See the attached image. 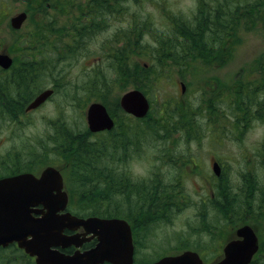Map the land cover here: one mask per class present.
Here are the masks:
<instances>
[{
  "label": "rangeland",
  "instance_id": "obj_1",
  "mask_svg": "<svg viewBox=\"0 0 264 264\" xmlns=\"http://www.w3.org/2000/svg\"><path fill=\"white\" fill-rule=\"evenodd\" d=\"M26 1L28 0H0V15H2L0 51H6L19 62L24 60V55L20 53H25L26 50H16L11 53L8 48L12 43L20 45L17 41L21 40L17 38L24 37L27 32H30L32 24L30 25L28 18L19 30L20 34H14L9 25V19L15 13L25 10ZM52 1L57 6L53 8L56 11L54 17L61 23L65 19L60 11L64 13L65 11L77 12L79 10L81 12L85 8L81 7L79 3L86 0ZM243 1L251 4L254 0H144L143 3L136 2L137 4L131 2V6L129 0L128 9L114 10V16L110 15V11L100 10L103 13L99 16H104L106 13L107 21L105 22L111 21L112 24L107 28L104 25V30L99 31L94 37L95 39L88 40V46L84 47L78 56L66 58V56H60L57 53V56H60L57 57L50 51V48L45 50V58L51 60V63L57 64V71L63 67L67 68L72 82H81L82 80L84 86H87L88 81H113L116 83L113 80L114 72L110 58L102 55L103 51L100 45L111 38L115 30L118 29V32L122 34L127 29L129 22L132 60L137 61L140 65L143 62L150 65L146 79L147 98L150 103H153L156 112L161 107L164 111L169 110L171 115L168 119L174 120L172 123H178L175 127L167 120V117L163 120V129H178L179 131L164 133L165 130H163L164 135L160 141L158 140V145H161L159 147L152 129L151 118L156 113L151 114L148 118L145 149L139 152L132 151L130 155L128 168L134 178L132 182L138 183L140 181L138 178H145L144 185L157 186V182L162 178V183L169 186V192L174 194L179 192V195L180 192L182 193L181 199L178 196V199L175 198L177 205L170 209L169 215L164 212L157 218L146 220V241L144 246L138 250V256L151 258L164 253L176 254L184 249H196L206 252L205 255L211 257L214 256V252L220 251L226 238L232 234L234 226L228 224L223 206L218 199L211 200L212 189H208L204 178L211 173L213 159H221L225 167V175L234 186L231 191L233 195L239 181L238 173L241 170L239 158L242 156V151L246 149L247 156L253 155L258 143L264 139V105H259V110L255 111V115L252 117L248 110L250 106L247 105L243 112L242 105L238 104V98L233 100L227 91V86H230V83L237 78L241 77L246 81L257 77L249 66H252L262 54L264 56V23L254 24L261 21L259 18H263L261 10L263 11L264 8H256L248 14L247 22L241 19L244 26L235 30V36L238 39H234L229 32L226 34L225 55L228 54L230 59L222 69L214 71L217 77H221L222 83H207L209 81L208 73L198 71L199 69L196 68L205 64L201 60H196L192 65L182 62L181 66L187 68L179 71L172 68L176 64L169 63L167 57L159 55L160 53L156 51L158 50L159 37L164 36L167 39L174 31L177 34L175 28L180 31L181 21L186 20L191 27L200 26V20L203 18L207 20L206 14L218 10L217 6H221L229 12L241 5ZM73 2L77 3L79 9H74L69 5ZM209 2L212 4L210 5ZM37 14L44 17L48 23L53 19L51 14L44 11H39ZM177 18H180L181 21L179 19V22H175ZM146 21L147 24L152 22L149 25L150 30L144 26ZM45 28H47V24H45ZM124 38L126 39V37ZM176 38L179 42L181 41L179 34L176 35ZM134 41L136 43H133ZM147 53L150 56H147ZM180 56L181 53H179V58ZM14 64L19 65V63ZM15 65L11 70L15 71ZM128 66L130 65L128 64ZM241 67H245L244 72L239 71ZM121 72L122 70H119L118 74ZM179 75H184L187 81V93L183 97L184 101L179 96V86L176 85ZM210 76L213 75L210 73ZM13 80L14 78L11 81ZM135 80H137V84L143 82L138 77ZM0 84L3 88H12L2 79H0ZM116 84L117 96L122 91L136 86V84L130 83L126 87ZM37 86L38 93L43 87L41 84H37ZM28 92L30 95V91ZM82 96V103H76L68 97L59 98L56 96V99L53 98L51 101H54V104H47L39 112L33 113L30 126L26 121L10 119L8 116L0 118V172H5L8 166L16 165L19 166L18 168L28 170L30 163L33 166L36 164V168L49 163L60 164V159L63 160L62 154L56 148L55 142L63 140L62 133L66 129H72L74 125L77 129L81 128V119L79 118L82 113L81 109L83 115L85 106L89 101H92L91 95L84 92ZM168 97L172 98L168 105H164ZM105 100L102 99V101ZM57 115H60L61 118H57ZM160 116L164 119L165 115L162 113ZM241 116L243 117L242 123L245 124L244 134L239 131ZM187 121L194 122L195 131L192 126L187 127ZM192 160L197 164L196 167L192 165ZM36 162H41V164ZM263 177L264 175H260L259 179H263ZM174 182L177 184L174 185ZM136 189H138L137 186ZM75 203H77L76 199ZM127 208V204H123L120 205L119 210L128 217H134L130 211L127 212ZM260 219L264 223V217ZM13 263L14 259L3 258V264Z\"/></svg>",
  "mask_w": 264,
  "mask_h": 264
},
{
  "label": "flooded vegetation",
  "instance_id": "obj_2",
  "mask_svg": "<svg viewBox=\"0 0 264 264\" xmlns=\"http://www.w3.org/2000/svg\"><path fill=\"white\" fill-rule=\"evenodd\" d=\"M144 0H130V6L131 2L137 4L136 2L143 3ZM216 1V0H215ZM216 3V2H215ZM209 4L211 5L212 2ZM218 5V3H216ZM74 9H79V6L76 2L69 4ZM79 5L85 9H82L81 12L79 10L77 12H68L65 11L64 13L60 11L62 15H64V21L59 23L58 20L54 17L56 15V11L53 10V7L51 6V3H46L47 10L44 11L47 14L52 15V22L49 23L46 22V19L44 17L37 18V21H41L42 27L41 29L44 31L40 36L43 39H60L62 41V44L59 43L58 45H61L60 49H55L52 47L50 49L51 52H53L55 55L58 53L60 56H68L70 55V58L76 57L79 54H81L84 47H87V41L95 39L94 37L97 35L99 31L104 30V25H106V28L109 27L112 22H105L106 19V13L104 16H99L101 13H103L100 10H107L110 11V15L114 16V10H125L128 9L129 6V0H86L85 2L79 3ZM209 6V5H208ZM218 10L216 9L214 12H208L206 14L207 23H206V33H205V39H208L207 43V49L206 53H202L203 55L209 57L211 61H208L207 64H203L200 66H197L196 68L199 69L198 71H203L208 73V79L209 81L207 83L210 84H218L222 83L221 77H217L216 74H214L215 70H220L225 66V54H226V24H225V17L223 15L225 14V9L221 6H217ZM208 8V7H207ZM59 19V18H58ZM170 19V18H169ZM217 20H221V22L218 23ZM54 22V23H53ZM53 23V24H52ZM127 23V22H126ZM152 22H149L147 24V21L145 22V28L150 30L149 25ZM45 24H47V28H45ZM34 26V24H32ZM53 26H57L54 28ZM81 26V27H80ZM47 29V30H46ZM61 29V32L59 31ZM59 31V32H57ZM130 31L131 26L128 22L127 29L124 30L122 34L118 32V29L115 30L114 34L111 35V38H108L107 41H105L104 44L100 45L102 49V55L108 56L114 58L116 55H124L127 57V59L130 56L131 52V37H130ZM37 37V36H36ZM126 37V39L124 38ZM86 41V43H85ZM100 49V50H101ZM201 55L200 54H197ZM263 55V54H262ZM57 56V57H60ZM212 57V59L210 58ZM68 58V57H66ZM61 61V60H60ZM51 63V61H50ZM70 63V62H69ZM256 64H252V66H249L253 71L258 70V66H254ZM11 67L8 69H3L0 67V79L6 84L12 83V79L16 76V70L26 68L28 66H16L15 71L11 70ZM33 67L30 66V81H38L42 84V87L44 90H48L50 92L47 99L38 107L34 109H28V106L30 102L33 100L35 96H32L30 98H8L4 102L2 100L5 95V92L3 91V87L0 84V118H4L8 116L10 119H19L20 121H26L27 125L30 126L31 116L33 113L39 112L41 109L45 107L47 104H54L53 98L56 96H59V98H65L68 97L71 100L75 101L76 103H82L83 96L82 94L85 92L86 94H89L92 96V101H89L88 104L85 106L84 114L83 110L81 109L82 113L79 116L81 119V128H76L74 125V128L72 129H66L65 132L62 133V137L68 135V142L71 139L84 136V139L87 142L91 143L92 148L94 151L98 154V152H105L106 154V161L105 162H99L101 164L100 168L101 172H103L102 178H107L108 183H110L111 191H115L116 189L114 186L116 184H119L120 187L123 189V191H129L130 186L132 183V180L134 179L130 168H128L129 162H130V155L133 152H139L143 151L146 147V133H147V124H148V118L147 116L142 118H137L132 116L131 114L125 112L122 107L120 106V98L125 93V91H122L119 96H117V91H115V88L117 87V84L113 81H105V82H91L88 81L86 84L87 86L83 85V81L81 80L80 75V81L72 82L69 76V71L66 67L61 68L60 70H56L57 64L51 63L47 66H41L37 67V71L33 73ZM149 69L150 66L146 65L145 63L142 64V66L139 67V69ZM172 68L182 71V69H186V66H178L174 65ZM245 67H241L239 71L244 72ZM140 69V70H141ZM211 75L213 76H210ZM239 73V72H238ZM144 76L145 73L143 71L139 72L138 78L139 80L143 81L139 84H136V86H133L131 89H127L126 91L132 90V89H139L143 92L141 89V85L144 84ZM179 81L177 80L176 85L179 86V96L182 98L186 95L187 91V81L186 77L184 75L178 76ZM177 78V79H178ZM252 80V79H251ZM130 83V74L129 71L126 75L125 82L122 83V86L124 87L129 86ZM184 86L183 92L180 89V85ZM70 88H73V90H70ZM63 90V91H62ZM26 95V93L24 94ZM56 99V98H55ZM105 99H112V100H105ZM261 100L264 102V97H260ZM51 102V103H50ZM188 102V101H186ZM91 103H101L104 105L108 116L111 120V127L109 129H102L98 131H90L86 122V111L87 107ZM185 103V102H183ZM17 104V105H16ZM264 104V103H261ZM13 105H16V108H12ZM259 104L253 105L252 108H250V115L254 117L255 111L259 110L258 107ZM150 108L153 110V103L151 102L149 104ZM161 106V105H160ZM159 107V106H158ZM82 108V107H81ZM246 109V106H244V103H242L241 110L244 112ZM163 113L162 107L159 108V110L156 112V114L152 115V124H153V131L155 133L156 140L160 141L161 137L164 135V133H176L179 130H165L163 129V118L160 116ZM57 118H61L60 115H57ZM170 118V117H169ZM243 117H240L241 125H240V133L244 134L243 127L245 124L242 123ZM167 120L176 127V124L178 123H172L174 120H170L167 118ZM187 127L192 126L195 131V124L191 121L186 122ZM67 128V127H65ZM163 130L164 133H163ZM66 140H62V143H64ZM157 142V145L159 143ZM66 144V143H65ZM159 147L161 145H158ZM64 150H67L66 146H63ZM99 156V155H98ZM62 159H60V164L54 163V164H45L44 166L40 168H36V164L34 166L30 163L27 171H20V168H15L14 166H8L7 170L4 172H0V178L13 176L19 173H29L31 175H34L35 177H38L44 168L46 167H53L57 169L63 179V189L66 191L68 197L77 198L76 194H72L69 190V187L67 185V178L66 176L71 173L70 167L73 165L71 160L67 158L65 154L62 155ZM67 159V160H66ZM192 165L194 167L197 166L194 160L191 161ZM194 162V163H193ZM38 164H41V162H36ZM217 164L219 173L216 175L214 171L212 170L213 165ZM98 164V165H99ZM239 164L241 166V170L238 173V183L236 185V195L237 199L239 201H246L248 196V191L251 190L254 195L255 199L253 200L252 204L246 205L241 210H237V218L239 225L235 227L232 230V234L226 238L225 243L221 246L220 251L214 252V256L207 257L205 255L206 252H202L199 250H194L199 255V258L201 259L203 264H213L220 261L222 256V249L224 245L234 239H243L242 236L236 235V230L242 226H249L254 234L257 237L258 241V250L253 255L251 261L249 264H252L254 262L257 264L258 261L264 259V223L260 219L261 217H264V199L260 200L261 195H264V177L263 179H259L260 175H264V139L263 141L258 143V147L253 151V155L247 156L246 155V149L242 151V156L239 158ZM193 167V169H194ZM6 169V168H5ZM224 164L222 163L221 159H213L212 161V167H211V173L209 175H206L204 178L205 184L208 185V189H212L210 196L211 198H214V191L213 187L216 185H224L226 182H228V177L225 175L226 172ZM105 176V177H104ZM140 181L145 183L146 181L143 178H138ZM143 179V180H142ZM249 179L251 180V185L247 186L245 188V180ZM140 181L138 183L142 184ZM161 180L157 182V186L160 187L162 183ZM177 184L174 182V185ZM119 187V188H120ZM120 188V189H121ZM245 188V192H244ZM123 194V193H122ZM124 195V194H123ZM125 196V195H124ZM123 196V197H124ZM171 198V202H168L169 206H176L175 198H177V195L172 193L169 194L166 198ZM219 197V203L224 202V197ZM247 202V201H246ZM171 209V208H170ZM170 212V210H169ZM169 215V214H166ZM33 216H38L33 214ZM128 224L130 225L131 231H132V238H133V246H134V252H133V264H152L159 259H161L164 256L168 255H174L172 253L169 254H160L156 255L154 257H142L138 256V250L142 248L146 241V221L144 220L143 223H141V219L139 220L141 224H136V218L135 217H127L125 219ZM66 235L70 236L73 234H82V229H78L76 231L71 230H65L64 231ZM228 236V235H227ZM96 241L95 239L83 243L79 248H75L74 246H69L64 249L59 248L58 250L64 254H73L76 250H79L80 252L86 251L92 247H94ZM177 254V253H176ZM6 256V257H3ZM3 258L7 260L14 259L13 264H36L35 257H30L27 255L24 250L20 249L16 243L8 244L7 246H1L0 245V264H3ZM102 264H111L110 262H103Z\"/></svg>",
  "mask_w": 264,
  "mask_h": 264
},
{
  "label": "trees",
  "instance_id": "obj_3",
  "mask_svg": "<svg viewBox=\"0 0 264 264\" xmlns=\"http://www.w3.org/2000/svg\"><path fill=\"white\" fill-rule=\"evenodd\" d=\"M26 2L27 4L25 6V10L27 11L28 18L30 19V25L34 24V26L30 28V32H27L24 37L17 38L18 40H21L17 41L18 43H20V45H13L12 43L9 46L8 51L14 53L16 50H26L25 53H20L21 55H24L23 61H16V58L14 57L13 59L14 63H19L20 66L23 65L28 67L16 70V76L14 77L12 83L9 84L12 87L11 89L3 88L5 95L3 96L4 98L2 100H4V102L8 98H12V96L14 98L17 97L19 99H22L26 96L27 98H30L31 96L35 95L39 89L37 84L41 83H39L37 80H34L33 82L30 81L29 67L34 66V73L37 71V67L47 66L48 64H51V60L45 58V50L48 48L52 49V47L58 50L61 48V45L58 44H62V41L59 38L49 40L38 37L44 31L41 29V21H37L35 17L40 18L37 13L39 11L47 10V2L51 3V6L53 8L57 7L54 4V1L28 0ZM256 8H264V0H254L253 2H251V4H248V2L243 1L241 5L236 6L234 10L232 9L229 12H227L225 9V14L223 15V17H225L226 34H228L229 32L234 39H238L235 36V30L240 26H244V24L241 22V19H244V21L247 22L248 14L253 12V10H255ZM261 14L263 15L262 19L259 18V20L261 21H257L254 24L261 22L264 23V10H261ZM1 19L2 15H0V21ZM179 19L180 18H177L175 22H179ZM200 21V26L195 24L196 26L194 27H191L190 24H187L186 20L181 21L180 31L178 28H175L177 34H175L174 31L171 36L167 38L168 40L165 39L164 36L159 37L157 47L158 50L156 52L160 53L159 55L161 56L163 55L167 57L169 63L180 66L182 65V62H185L186 65H192L196 62V60H201L202 62L207 64L208 61L211 60L209 59V57L202 54L206 53L207 43H209V38L205 39V29L207 20L203 18V20ZM217 21L218 23L221 22V20ZM51 22L52 20H50V23ZM53 27L56 28L57 26ZM59 31L61 32V29ZM12 32L14 34H20L19 31L12 30ZM178 34L181 37L180 42L176 38V35ZM133 43L136 42L134 41ZM179 53H181L180 58ZM200 53L201 55L197 56V54ZM57 55L58 54H56V56ZM146 55L150 56L149 53H147ZM66 57L70 58L71 56L68 55ZM108 58H110L109 60L111 62V67L114 72L113 80H115L116 83L122 84L123 82H125L127 72L129 71L130 84H137V80L135 79L137 78L139 72L143 71L145 73V76L144 84L141 86V89L144 93H148L146 91L148 86L146 79L147 72H149V69L140 68V70L139 67L142 66L143 63H145L146 65H149V63L143 62L140 65L137 61L132 60L131 54L128 59L124 55H116L114 58ZM210 58L212 59V57ZM229 59L230 56L228 54L227 56L225 55L226 63ZM14 63L13 66L15 65ZM128 64L130 66L127 67ZM254 64H256L254 66H258V70L254 71L255 75H257L255 79L244 81L240 77L231 82L230 86H227V91L230 93L229 95L233 100L238 98V104L242 105V103H244V106L247 107L248 105L250 106V108H252L255 104L264 105L261 104L264 102L260 99L261 96L264 97V56L263 59L257 60V63L255 62ZM119 70H122L120 74H118ZM124 87H126V84ZM28 91H30V95H28ZM25 93L26 95H24ZM171 98L172 97H168L167 102H164V105H168ZM16 105H13L12 108H16ZM153 110L151 109V111L147 114V118H150L151 114L156 113V110ZM248 110L250 109L248 108ZM163 115H165V120L166 117H170L171 114H169V110H163ZM68 138V136H65L64 139L63 136V140L66 141H64V143H62V141L55 142V146L62 155L65 154L67 158L73 163V165H71L70 167L71 173L66 176L68 180L69 190L72 194L77 195V198H72L70 200L69 209L72 213L80 217L98 216L103 218H127L128 216L126 214H123L119 210L120 205L127 204V212H131V214L136 218V224L138 225L143 223L144 220L146 221L151 218H157L159 214H162L164 212L168 214L170 208H173V206L170 207L168 204V202H171V198H166L169 194L172 193L169 192V186L164 184L158 187L152 184L147 186L144 185L145 183H142L143 185H141L140 183L132 182L130 190L126 192L123 191L119 184H116L114 186L116 190L114 192L111 191L110 183H108L107 178L105 176V178H101V176H103V172H100L101 169L98 168L101 166L99 162L106 161L105 152H103L102 154L101 152H98L97 154L92 148L91 143L87 142L84 139V136L71 139L69 142L67 141ZM63 146H66L67 150H64ZM14 167L17 168L19 166L16 165ZM20 171L27 170L20 168ZM70 180H72V182H70ZM251 183V180L246 179L245 188L251 185ZM136 186L138 187V189H136ZM233 187L234 186L231 182H229V180L224 185L214 186L213 191L215 195L214 198H211V200H214L216 198L219 201V195L221 198L224 197V202L220 204L223 206L226 216L225 218L227 219L228 224L237 226L239 223L237 218V210H241L246 205L252 204L253 200L255 199V195L251 190H249L246 200L247 202L239 201L236 195V188L234 194H231ZM176 195L179 199H181V192L180 195L179 192ZM75 199L77 200V203H75ZM262 199H264V195H261L260 200ZM203 218L205 219L204 216ZM140 219L142 220L141 223L139 221ZM252 264L255 263L252 262ZM257 264H264V259L258 261Z\"/></svg>",
  "mask_w": 264,
  "mask_h": 264
},
{
  "label": "water",
  "instance_id": "obj_4",
  "mask_svg": "<svg viewBox=\"0 0 264 264\" xmlns=\"http://www.w3.org/2000/svg\"><path fill=\"white\" fill-rule=\"evenodd\" d=\"M26 13L20 12L10 18L13 29H20L26 20ZM11 58L0 53V66L8 68ZM184 87L182 86V90ZM49 91L38 94L28 108H36L49 96ZM120 106L136 117L146 115L149 104L138 90L125 93ZM90 131L109 129L112 125L105 108L99 103L91 104L86 112ZM214 171L218 174L216 165ZM56 192V195H52ZM42 206L37 210L35 207ZM67 205V195L62 191L60 173L47 167L37 179L29 174L0 179V245L16 242L18 247L30 256L36 257V264H132L133 245L129 225L119 218H78L69 212H62ZM31 213L41 214L33 217ZM84 229V237L65 236V229ZM242 240H233L223 249L224 258L216 264H248L257 249V238L248 226L237 229ZM91 234L90 237H85ZM96 238V245L87 251H76L65 255L56 248L82 243ZM154 264H202L196 253L184 251L176 256L164 257Z\"/></svg>",
  "mask_w": 264,
  "mask_h": 264
},
{
  "label": "bare ground",
  "instance_id": "obj_5",
  "mask_svg": "<svg viewBox=\"0 0 264 264\" xmlns=\"http://www.w3.org/2000/svg\"><path fill=\"white\" fill-rule=\"evenodd\" d=\"M81 27V26H80Z\"/></svg>",
  "mask_w": 264,
  "mask_h": 264
}]
</instances>
